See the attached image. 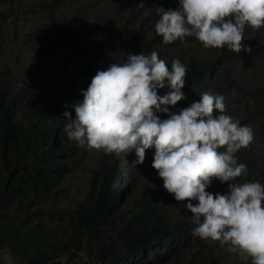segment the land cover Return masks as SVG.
Returning <instances> with one entry per match:
<instances>
[{
	"label": "clouds",
	"instance_id": "obj_1",
	"mask_svg": "<svg viewBox=\"0 0 264 264\" xmlns=\"http://www.w3.org/2000/svg\"><path fill=\"white\" fill-rule=\"evenodd\" d=\"M156 10L153 26L163 44L194 37L204 48L251 52L242 42L245 26L264 27V0H178L175 8ZM124 56L96 71L80 90L82 99L65 102L67 137L126 159L134 152V166L152 148L151 166L163 188L190 211L192 233L218 240L251 264H264V184L235 179L248 174L237 153L249 146L253 129L225 111L221 93L202 91L187 106L170 107L186 99L180 58L169 65L156 50ZM214 179L227 182L226 189L206 190Z\"/></svg>",
	"mask_w": 264,
	"mask_h": 264
},
{
	"label": "rangeland",
	"instance_id": "obj_2",
	"mask_svg": "<svg viewBox=\"0 0 264 264\" xmlns=\"http://www.w3.org/2000/svg\"><path fill=\"white\" fill-rule=\"evenodd\" d=\"M77 1L0 0V89L8 84L12 87L9 89V99L16 105L17 118L22 117L21 110H26L33 100L61 115L65 102L71 104L83 98L80 90L87 88L98 69H105L124 59V54L129 52L149 53L148 49L137 46L129 33L132 27L139 28V17L126 22L128 28L123 29L127 0H95V3L90 0L86 6ZM146 20L154 25L151 19ZM139 34L140 37L144 35L143 32ZM186 39L188 49H196L199 57H219L218 61L221 62L217 72L237 85L219 83L214 77L216 85L213 87L210 84L204 90L197 86H193L191 90L183 88L186 99L177 104L186 105L194 95L199 97L202 91L223 94L225 111L238 118L241 124L249 125L254 133L249 146L241 148L237 153L238 163L246 164L245 159L249 160L251 165H247L248 174L235 179L259 180L264 184V27L253 29L245 26L242 42L251 45V52L237 53L226 47L204 48L196 38ZM185 40L182 45H185ZM163 50L167 51L166 57L174 53V49L170 47H164ZM187 60L184 57L183 61ZM159 91L162 94L164 89ZM177 107L178 105L176 109ZM69 110L75 114L74 110ZM71 141L75 148L72 165L60 172L57 192L36 205L20 225L22 230L29 231L31 227H35L40 233L53 235L62 226L67 213L86 201L94 172L100 169L104 154L107 153L102 149L88 148ZM109 154L112 158L108 159V163L114 164L118 169V179L114 186H127L123 190V208H130V199L149 201L156 205L157 210L166 212L174 219H182L183 216H188L189 219L190 211L184 208L182 201L174 200L163 188L162 178L156 175V170L151 166L152 148L145 150L144 162L136 166L130 164L135 158L134 152L129 153L127 159L123 155ZM226 186L227 182L221 184L214 179L206 190L223 191ZM122 212L114 217L111 225L103 227L108 232L107 235L102 234L98 240H91L83 255L65 263L81 264L82 261H88L91 264H106L108 259L103 257L99 248L106 244L117 252L122 249L121 241L113 238L116 225L126 215ZM198 241L211 251L215 258L214 264H251L250 258L245 260L236 253L229 252L218 240L202 239L199 236L195 240L186 241L184 250H180L176 256L174 250L177 247L165 251L166 260L161 262L147 254L135 262L118 259L115 264H180L177 258H187ZM32 246L36 247V243ZM0 264L25 263L0 245Z\"/></svg>",
	"mask_w": 264,
	"mask_h": 264
},
{
	"label": "trees",
	"instance_id": "obj_3",
	"mask_svg": "<svg viewBox=\"0 0 264 264\" xmlns=\"http://www.w3.org/2000/svg\"><path fill=\"white\" fill-rule=\"evenodd\" d=\"M77 2L86 6L90 0ZM140 2L141 0H127L123 29L127 27L126 22L139 17V28L132 27L129 32L131 39L142 49H148V52L156 50L159 57L169 65L173 58H180L186 65L184 88L191 90L193 86H197L204 90L210 84L211 87L216 85V81L237 85L217 72L221 62L218 61L219 57H199L196 49H188L187 39L185 45L179 40L163 44L162 37L156 34L154 26L146 22V19H151L154 24L157 18L156 7L175 8L178 0H143L144 7H139ZM79 7L81 10V6ZM140 32H143V37H140ZM164 47L174 49V53L166 57ZM184 57L188 60L183 61ZM10 88L12 87L8 84L0 89V245L17 259L25 264H66L65 262L73 261L87 251L91 240H98L102 234H108L103 227L111 225L114 217L122 211L126 215L113 231V238L121 241L122 249L117 252L106 244L99 248L103 257L108 259L106 264H115L118 259L135 262L147 254L161 262L166 260L165 251L177 247L174 250L176 256L180 250H184L186 241L195 240L196 235L191 231L194 225L188 216L174 219L166 212L157 210L153 203L135 199H130V203L127 201L129 209L122 207L123 190L127 186H114L118 179V169L114 164L108 163V159L112 158L109 153L104 154L100 169L94 172L86 201L67 213L57 233L48 236L35 227H31L29 231L22 230L20 225L36 205L57 192L58 175L72 165L75 148L64 130L63 117L50 107L33 100L26 110H21L22 117L17 118L16 105L9 99ZM197 99L199 97L194 95L191 100ZM192 101H188L186 105L179 103L177 108L185 107ZM173 108L176 109V106ZM245 162L250 167L249 160L245 159ZM33 243H36V247L32 246ZM177 260L180 264L215 262L213 254L201 241L196 243L195 249L189 252L187 258ZM81 264L91 263L82 261Z\"/></svg>",
	"mask_w": 264,
	"mask_h": 264
}]
</instances>
